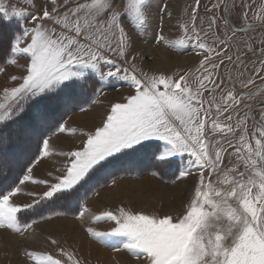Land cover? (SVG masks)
Wrapping results in <instances>:
<instances>
[{
	"label": "snow or ice",
	"instance_id": "snow-or-ice-1",
	"mask_svg": "<svg viewBox=\"0 0 264 264\" xmlns=\"http://www.w3.org/2000/svg\"><path fill=\"white\" fill-rule=\"evenodd\" d=\"M27 3L31 4L32 0ZM230 3L232 0H218L214 7ZM51 4V10L45 8L39 19L48 20L61 30L49 28L43 22L35 23L31 28H24L12 44V53L22 54L30 62L26 75L11 77L13 81L21 79L22 82L3 90L0 168L8 167V152L13 143L12 133L5 131L3 126L25 111L21 101L44 94H51L58 102L70 100V93L82 88L90 77H98L101 81L123 80L134 92L124 97V102L111 105L102 126L81 133L86 137L81 147L55 151L50 138L42 140L38 156L26 168L22 178L12 181L7 190L0 188V229L23 235L38 220L21 222V213L53 198L80 203V194L87 191L92 173L105 162L111 163L110 157L144 153L155 169L153 175L173 166L172 174L178 180L195 174L197 180L191 200L178 215L134 212L123 206L115 211L94 214L86 204H81L78 218L83 219L89 214L94 223L112 222L115 225L109 231L88 227L86 232L90 237L114 251H126L140 264H264V111L258 121L244 114L243 117L238 115L235 126L221 123L219 116L223 112L242 103L239 94L228 91L223 110L220 104H215L217 116L215 119L210 117L214 101L206 108L203 96L205 91H211L207 85L215 84L212 77L218 65L212 61L221 53L205 41L207 33L202 36L197 29L200 0H195L196 7L190 20L180 25L183 38L170 40L163 34L155 38L156 43L162 42L172 49L191 46L200 51L203 59L199 62L197 71L200 75L196 77L198 86L195 88L190 83L189 73L178 77L163 73L138 75L135 70L121 68L117 63V59L126 61L129 54L130 36L125 20L134 31L143 34L150 24L149 0H124L123 12L118 10V0H86L63 14L56 6L57 0H51ZM246 7L243 5L237 10L242 12L245 22L248 13L242 9ZM0 14L5 20H11L22 17L25 12L13 9L9 13L0 3ZM254 16L264 22V14L255 13ZM215 24L216 18L212 17L209 28ZM224 24L233 36L255 27L251 23L232 27L227 18ZM220 43L225 41L220 40ZM239 60L238 57L237 62ZM16 62L14 58L9 61L11 64ZM102 65L111 67L104 72ZM253 84L255 81L249 77L244 87ZM259 90L256 87L249 95ZM36 119H42L40 113L36 114ZM249 119L258 125L250 135ZM227 120L231 121L232 116L229 115ZM209 122L213 134L227 135L242 130L236 145L229 142V147L234 148L232 154L236 164L223 167L226 149L219 140L210 139ZM58 131L75 134L77 129L60 125ZM151 141H162L163 145L148 143ZM53 155L64 158V163L55 169L58 174L48 172L50 179L34 177V164ZM177 157L181 159L177 161ZM26 182L43 186L45 190L25 192L21 186ZM18 194L34 199L31 203L19 204L13 199ZM50 242L59 245L56 239H50ZM26 255L33 264H80L75 253L63 247H58L55 255L35 251H27Z\"/></svg>",
	"mask_w": 264,
	"mask_h": 264
},
{
	"label": "rangeland",
	"instance_id": "rangeland-1",
	"mask_svg": "<svg viewBox=\"0 0 264 264\" xmlns=\"http://www.w3.org/2000/svg\"><path fill=\"white\" fill-rule=\"evenodd\" d=\"M83 2H86V0H57L56 6L59 12L63 14L68 9L75 8L79 3ZM0 3L4 4L9 13H11L13 9H23L25 12V15L22 17H13L11 20H5L3 14H0V21L9 23L17 28L18 33L14 35L11 41V50L13 41L17 36L22 35L23 29L33 27L35 23L43 22L49 28L55 27L57 31L61 30L59 26L54 25L52 22L48 20L41 21L39 19L42 17V12L45 8L51 10L53 7L51 0H32L31 4L27 3V0H0ZM149 3L150 8L148 10V15L150 17V24L143 34L134 31L128 26L125 20V28L130 36L129 54L126 61L117 59V63L121 68H128L130 71L135 70L138 75L141 73H147L148 75L163 73L178 77L179 75L189 73L190 83H192L194 88L197 87L198 82L196 81V77L200 75V72L197 70L200 67V60L203 59L200 51L191 46L182 49H172L165 46L162 42L159 44L156 43L155 40L156 36L160 34H163L170 40L183 38L184 32L180 25L190 20L192 10L196 7L195 0H149ZM217 3L218 0H200L196 21L197 29L200 31L201 35L204 36V34L207 33L205 41L216 47L221 53L220 56L214 57L212 61L218 65L214 70L212 77L215 84L209 83L207 87L211 91H205L203 96V99L206 101V108L208 107L209 102L214 101L210 110V117L212 119H215L217 116L215 104H220L223 110V101L227 92L233 91L228 88L225 82L227 69L229 65H231L232 60L237 55L249 51V49L259 50L261 52L264 51V28H252L244 32H237L236 35L233 36L232 32L224 24V4L214 7ZM243 5H247L246 8L242 9V11L248 13V20L246 22L243 20L242 12L237 11L242 8ZM123 8L124 0H118V10L123 12ZM225 11L234 27H244L246 23L252 22L264 23L256 20L254 16L255 13L264 14V0H232V3L226 5ZM34 16L37 17L36 20L33 19ZM237 16H240L239 20H237ZM212 17L216 18V24L213 25L212 28H209V22ZM216 37H219V40H217ZM220 40L225 41V43L221 44ZM4 45L5 42L3 47L0 44V49L2 48V50H4ZM11 50L8 58L0 66V72L1 75H3L0 78V102L3 101V90L5 88L10 89L22 82L21 79L13 81L11 77L16 76L22 78L26 75V67L30 62L24 55H16L12 53ZM228 57H231L232 59L229 60ZM13 58L16 59V64L9 63L10 59ZM221 61H223L222 64ZM261 61H264V55H250L239 60L230 76V82L233 86L237 89L251 90L256 84L260 83L262 81L261 78H264V63H261ZM110 67V65H102V70L107 72ZM249 77L255 81V84L245 88L244 84ZM89 79H95L101 84L94 95L96 98L93 97L94 100H96L92 102V98L90 102L83 106L84 108L81 107L73 110L63 118L60 125L64 123L63 125L66 128H76L77 133H61L58 131L59 125L58 128L53 131V133L55 131L59 133H56V137L50 139V144L55 151H59V148L61 151H68L70 150V147H81L82 143L86 140V137L81 133L94 131L97 127L102 126V122L110 111L111 105L117 102H124L123 98L134 92V89L129 88L127 82L123 80L111 78L110 80L101 81L98 77H90ZM259 89L258 92H255L252 95L239 94L242 103L239 106L229 108L227 112H223V114L219 116L220 122L231 123L235 126L238 115L243 117L252 106L258 103H264V85ZM26 101L29 100L21 101V103L25 104ZM78 101L70 102L68 99L59 101L61 104L55 106L53 111L59 114L65 107L71 105V107H73ZM81 109L84 110L82 111ZM262 111H264V107L256 109L253 112L250 111L249 113L250 115L253 113L251 116L259 120ZM70 114V118L67 119V116ZM229 115L232 116L231 121L227 120ZM41 116L43 120L36 119L35 121V123L38 124V126L35 125V127H40L39 130L42 128V123L44 122L43 125L45 124V120L47 122L51 121V118H48L49 116ZM66 119L67 121L65 122ZM99 119L101 120L99 121ZM35 127L31 128V126H28V130H25L28 132L23 131L20 133V137H18L17 140L18 143L27 142V145L31 144L30 147H33V150L30 152V156L32 157L30 164L27 158L29 151L19 152L16 148L13 149V151H15L14 154L11 155V158L13 161H16V164H13L12 171L17 174V178H22L26 168L32 165L33 161L38 156V149L39 147H42V140L47 139L53 134L51 133L50 135L38 138L36 145L33 146V138H29L35 132ZM256 127L257 126L250 119L247 121L249 135ZM210 129L211 124L209 122L210 139L213 141L219 140L221 145L226 149L224 152L223 167L227 168L236 164V158L232 154L234 148L229 147V142H231L232 145H236L242 130H237L234 134L224 135L219 132L213 134ZM56 143H59L60 146ZM158 144L163 145V142L158 141ZM142 159H138V164L136 163L137 161H135V164L138 166V170L136 171L131 169V167H127V170H124L111 178L106 174L97 176L94 183L92 182L93 184L91 186H87V191L81 192L80 199L85 198L81 203H76L75 201L68 202V205L65 206L67 207L66 212L68 213L51 211L53 208L44 209L43 211H40V213H35V215H41H36L32 218H29L32 209L21 213V217L24 216V218H21V222H30L32 219H36L38 220V223L33 225L32 229L24 232L23 235L14 233L8 229H0V264H33L31 258L26 255L27 251L52 253L55 255L57 254L58 247H63L66 250L75 253L76 257L80 260V264H106L108 255L122 256V259H120L118 264H140V261L133 258L126 251H114L112 248L106 247L104 244L90 237L86 232V228L88 227L100 231L101 228L99 227H104V225L95 224L90 219L89 214H85L83 219L78 217L80 205L85 204L87 201L86 206L91 209V212L94 214L105 210L115 211L121 206L134 212L143 211L145 213H156L158 215L181 214L194 195L193 185L197 180L196 175L193 174L192 176L181 180L176 179V177L170 180L164 179L158 175H153L150 170H146L145 166L147 164V159ZM177 159L180 160L181 158L177 157ZM124 161H126V159H124L123 162ZM63 163L64 158L55 155L42 158L38 163L34 164L33 175L36 178L50 179L47 175L48 172L58 174L55 172V169ZM127 171L131 172L125 173ZM147 178L156 180L159 185L165 188L173 187L179 183L184 184L182 185V199L177 204L175 203L174 206L167 208L166 203L172 200V198L167 196V194L164 197H160V192H157V188L152 189L149 185L143 187V182ZM213 179H215V177H213ZM113 181L115 182L113 183ZM21 187L24 188L25 192H42L45 190L43 186L32 185L30 182H26L25 185H22ZM13 199L14 202L23 204L31 203L34 197L18 194ZM46 202L47 201H43L38 205L41 204L43 206ZM77 206H79V208L76 210L73 209ZM45 211L48 213L44 214ZM56 212L64 213V215H53V213ZM41 217L51 218L41 219ZM105 225L107 231L115 226L112 222H105ZM49 226L51 228L47 230ZM97 226H99L98 229ZM76 230H78L79 233H77ZM50 239L58 240L59 245H52ZM90 243L94 245V249L91 248L92 251L86 247V245ZM105 253H107V255H104Z\"/></svg>",
	"mask_w": 264,
	"mask_h": 264
},
{
	"label": "trees",
	"instance_id": "trees-1",
	"mask_svg": "<svg viewBox=\"0 0 264 264\" xmlns=\"http://www.w3.org/2000/svg\"><path fill=\"white\" fill-rule=\"evenodd\" d=\"M17 33H18L17 28H15L13 25L0 21V44L2 45V47L5 42L4 50H2V48L0 49V66L5 62V60L10 55L11 41L14 35ZM100 85H101L100 82H98L97 80L88 79L82 88H77L74 92L70 93L71 95V99L69 100L70 102L78 101V100L79 101L76 102L75 105L73 104L74 105L73 107H71L72 105L65 107L63 111H61L59 114L54 112L53 110L55 109V106H58L61 103L53 99L51 97V94H44L39 98L37 97L33 99H27L29 101H26L25 104H23L25 111L18 117L14 118L13 120L6 122V124L3 126L5 131H9L12 133L13 143L11 144L8 152L10 164L8 165V167L0 168V188L7 190L9 184L12 181H15L17 178L16 177L17 174H15V172L12 171L13 164H16V161H13V159L11 158V155H13L15 151V150L13 151V149L16 148V150L19 152L29 151V154L27 155L29 164L32 160L31 159L32 157L30 156L31 154L30 152L33 150V147H30L31 144L27 145L26 144L27 142L18 143L17 140L18 137H20L19 136L20 133H22L25 130H28L27 129L28 126H31V128L35 127V125L38 126V124L35 123L36 114L40 113L41 115H47L49 116L48 118H51V121L47 122L45 120V124L43 125L44 122L42 123V128L40 130H39L40 127L37 128L35 127L36 128L35 132L29 138V139L33 138V142H34L33 146L36 145V141L38 140V138L53 133V131L56 130L60 125V123L63 121V118H65L66 115H68L71 111L81 108L85 106L88 102H90L94 97L96 91L100 87ZM148 143L158 144V142L155 141ZM117 157L118 158L110 157L109 160L111 161V163L105 162L103 167L98 168L96 171H94L91 175V179L88 185L91 186L96 180L97 176L101 174H106L111 178L113 176L118 175L120 172L127 170V167H131V169H134V171H136L138 170V166L135 164V161H137L136 163L138 164V159L140 158L147 159L144 153H133L130 156H121L120 154H117ZM124 159H126V161L123 162ZM176 160L178 161V159ZM146 163H147L145 166L146 170H150L151 172L155 171V169L151 167L148 159ZM174 171H175V167L173 166L170 169H164L162 172H158L156 175H158L161 178L170 180L176 177L172 174ZM130 172L131 171H127L125 173H130ZM5 177H8V179H5ZM84 199H80V203ZM68 202L70 203V201H67L64 198H59V199L53 198L51 201H47L46 204H44L43 206L41 204L36 205V207L31 210V215H29V218H32L36 215H41V214L35 215V213H40V211L49 208H53L51 211L66 212L67 207L65 206L68 205ZM77 208H79V206L74 207L73 209L76 210ZM46 213L48 212L45 211L44 214ZM20 218H24V216L21 217L20 215Z\"/></svg>",
	"mask_w": 264,
	"mask_h": 264
},
{
	"label": "bare ground",
	"instance_id": "bare-ground-1",
	"mask_svg": "<svg viewBox=\"0 0 264 264\" xmlns=\"http://www.w3.org/2000/svg\"><path fill=\"white\" fill-rule=\"evenodd\" d=\"M77 117H79V116H77ZM145 185H149L150 186V188L152 187V189L154 188V189H158L157 190V192H160V197H164L166 194H167V196H169V197H171L172 198V200H170L169 202H167L166 203V206H167V208H170V207H172V206H174L175 205V203L177 204L182 198V189H183V187H182V185H184V184H177V185H175V186H173V187H167V188H165V187H163V186H161V185H159L157 182H156V180H154V179H149V178H147L144 182H143V187L145 186ZM146 188V187H145ZM169 194V195H168ZM166 196V197H167ZM139 197V196H138ZM51 227L49 226V228H47V230H49ZM76 232L77 233H79V231L78 230H76ZM86 247H88V249L90 250V251H92V249L91 248H93L94 247V245L93 244H88V245H86ZM86 249V248H85ZM94 249V248H93ZM104 255H107V253H105ZM111 257V258H110ZM120 259H122V256H119V255H116V256H114V255H108V258L106 259L107 261H106V264H118V262L120 261Z\"/></svg>",
	"mask_w": 264,
	"mask_h": 264
},
{
	"label": "water",
	"instance_id": "water-1",
	"mask_svg": "<svg viewBox=\"0 0 264 264\" xmlns=\"http://www.w3.org/2000/svg\"><path fill=\"white\" fill-rule=\"evenodd\" d=\"M225 7H226V4H225V6H224V10H223V15H224V18H227L228 19V15H227V13H226V11H225ZM251 24H254L255 25V27H264V24L263 23H251ZM233 27V26H232ZM246 30H247V28H246ZM261 51H258V50H251V51H246V52H244V53H242V54H240L239 56H237L233 61H232V64H231V66L229 67V70H228V76H227V83H228V85L230 86V87H232L231 86V84L229 83V81H228V78H229V74H230V72H231V70L233 69V66L236 64V62H237V58L239 57L240 59L241 58H243V57H245V56H249V55H252V54H256V55H261ZM262 85H264V80L260 83V84H258L256 87H260V86H262ZM255 87V88H256ZM233 88V87H232ZM254 88V89H255ZM234 89V88H233ZM238 93H250V92H252L253 90H251V91H244V90H236ZM259 106H264V103H259V104H257V105H255V108L256 107H259Z\"/></svg>",
	"mask_w": 264,
	"mask_h": 264
},
{
	"label": "crops",
	"instance_id": "crops-1",
	"mask_svg": "<svg viewBox=\"0 0 264 264\" xmlns=\"http://www.w3.org/2000/svg\"><path fill=\"white\" fill-rule=\"evenodd\" d=\"M2 76H3V75H1V72H0V78H1ZM97 97H98V94H97ZM94 98H96V96H95ZM94 98H93L92 102L96 100V99L94 100ZM103 100H104V99H103ZM103 103H105V102H103ZM83 108H84V107H83ZM77 111H78V110H77ZM74 112H76V111H74ZM70 116H71V114H70L69 116H67V119H69ZM67 119L65 120V122L67 121ZM100 120H101V119H99V121H100ZM63 124H64V123H62V125H63ZM93 129H94V127H93ZM56 133H59V132L55 131V132H54L53 134H51V136H49L48 138L51 139V138H53V137H56V135H57ZM76 133H77V132H76ZM48 138H47V139H48ZM83 141H84V140H83ZM155 142H158V141H155ZM56 144H57V143H56ZM57 145L60 146L59 143H58ZM159 145H161V144H159ZM54 146H55V145H54ZM77 148H79V147H70V150H71V149H77ZM53 149H54V148H53ZM54 150H55V149H54ZM59 151H61L60 148H59ZM62 151H63V150H62ZM176 159H177V158H176ZM178 161H179V159H178ZM187 178H188V177H187ZM110 200H111V199H110ZM87 202H88V201H87ZM87 202H86V203H87ZM107 202H109V201H107ZM107 202H106V203H107ZM86 203H85V204H86ZM101 212H102V211H101ZM99 213H100V212H98L97 214H99ZM95 224H96V223H95ZM99 224H100V225H104V227H99V226H97V229H98V227H99V228H101L100 231H107V230H106L107 227H106V225H105V222H99V223H97V225H99Z\"/></svg>",
	"mask_w": 264,
	"mask_h": 264
},
{
	"label": "flooded vegetation",
	"instance_id": "flooded-vegetation-1",
	"mask_svg": "<svg viewBox=\"0 0 264 264\" xmlns=\"http://www.w3.org/2000/svg\"><path fill=\"white\" fill-rule=\"evenodd\" d=\"M228 70V69H227Z\"/></svg>",
	"mask_w": 264,
	"mask_h": 264
}]
</instances>
